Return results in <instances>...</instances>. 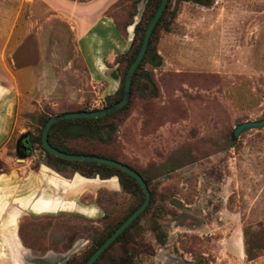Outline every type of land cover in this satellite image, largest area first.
Segmentation results:
<instances>
[{
	"label": "rangeland",
	"instance_id": "obj_1",
	"mask_svg": "<svg viewBox=\"0 0 264 264\" xmlns=\"http://www.w3.org/2000/svg\"><path fill=\"white\" fill-rule=\"evenodd\" d=\"M147 1L138 4L126 36L107 16L122 39L103 42L93 30L78 38L41 0H0V81L10 78L19 90L12 137L0 150V264L13 262L1 249L14 242L3 234L13 211L25 248L35 256L52 251L69 264L135 205L115 177L117 186L82 188L77 203L92 207L90 215L24 210L40 191L35 173L43 165L54 169L37 145L18 158L16 143L23 133L36 135L42 117L106 107L121 83L116 58L129 51ZM126 5L115 10L121 23L131 11ZM172 8V32L159 41L162 64L147 66L157 94L143 78V90L116 117V144L102 148L143 173L153 206L127 242L98 264H123L126 250L133 257L125 264H264V128L232 139L238 125L264 119V0H210L209 6L174 0ZM230 237L244 243L245 255L248 243L260 257H229L223 241Z\"/></svg>",
	"mask_w": 264,
	"mask_h": 264
},
{
	"label": "trees",
	"instance_id": "obj_2",
	"mask_svg": "<svg viewBox=\"0 0 264 264\" xmlns=\"http://www.w3.org/2000/svg\"><path fill=\"white\" fill-rule=\"evenodd\" d=\"M161 1L162 0L147 1L141 19L135 25L134 39L129 51L125 54L119 55L116 58L118 71L121 75V83L116 93L113 96L107 97L106 107H104V109L119 103L123 99L127 72L140 51L147 27L157 9L159 8ZM173 1L174 0H169L165 11L163 12L159 22L153 30L146 55L134 74L131 84V97L129 103L119 111L102 118L70 119L54 124L51 127L48 135L49 144L53 148L66 154L99 156L121 162L111 153H108L106 151L103 152L102 148L110 147L116 144V117L126 113L131 104L132 98L137 92L143 90V84L141 82L143 78L147 79L150 85L153 87V95L157 94L155 82L152 78V70L148 69L147 66L156 69L159 68L162 64V56L160 55L158 48L159 41L164 33L166 34L172 32L171 27L173 21L176 18V12L172 8ZM140 2L141 0H119L106 12V16L111 17L114 20V23L122 36H126L127 28L133 25V19L138 13V4ZM129 3H131V11L129 10L130 12L128 20L121 23L118 16H116L115 14V10L118 8L121 9L123 5L127 7L126 4L129 5ZM93 111L97 110H77L69 111L63 114ZM51 117H53V115L42 117L39 121L38 133L33 137H30L32 146L37 145L44 152V159H46L47 164L53 167V169L58 173L70 170L71 174H79L82 177L88 179L99 178L100 180H108L116 177L118 178L122 190L125 193L130 194L135 202V205L132 206L123 217L115 220L114 222L108 223L103 231L93 238V240L91 241V246H89L88 250L83 254V256L73 258L69 262V264H85L89 260V258L97 251V249L121 226V224L143 204L145 200V194L134 178L120 170L98 163L67 161L49 154L43 148L42 132L45 124ZM123 164L127 165L131 169L135 170L139 175H141L144 178L149 191L151 192L150 181L143 175V173L135 169L131 165H128L126 163ZM152 206L153 198L151 197V202L147 209L125 230V232H123L115 240L114 243L109 246L108 249H106V251L98 258V260L94 264H98L117 243L127 242V237L129 236L130 231H132L139 224L141 219L150 212ZM129 253L133 257V252L126 250L127 256ZM246 255L249 261H253L260 257L259 253H254L250 249L248 243L246 244ZM127 256H123L121 260L123 264L127 262Z\"/></svg>",
	"mask_w": 264,
	"mask_h": 264
},
{
	"label": "crops",
	"instance_id": "obj_3",
	"mask_svg": "<svg viewBox=\"0 0 264 264\" xmlns=\"http://www.w3.org/2000/svg\"><path fill=\"white\" fill-rule=\"evenodd\" d=\"M41 1L47 5L50 11L61 14L68 23L72 24L78 38L87 35L89 30H93L94 34L97 33L100 38L103 37V42H105L106 36H113L116 41H119L118 39L121 38L113 22H110L111 19L106 16V12L119 0ZM60 2L65 7V10H61L56 6ZM10 77H13V75ZM11 81L10 78L6 82L0 81V150L11 140L15 114L19 106V90ZM35 176L40 181V191L33 203L30 204L28 202L24 210L27 209L37 215H53L75 211L81 215H90L89 212L92 207L85 205L79 207L77 203V200H80V197L86 193L82 188L90 183L91 185H97L100 182H107L113 186H117L115 177L109 181L98 178L88 179L79 174H74L72 178H66L44 165L35 173ZM21 179L25 180L27 177H22ZM17 210L22 212L23 207L20 206ZM10 215H12L8 224L10 229L4 231L3 234H10L15 243L6 241L7 243L2 245L1 249L4 248V252L8 251L13 254L12 264H60V254L50 251L45 256H35L30 250L25 248L14 226V222L18 218V212L13 211ZM223 243L228 244V247L226 245V253L229 257H232L234 254L240 256L243 261L245 260V247L242 241L239 239L234 240L233 237H230L225 239ZM55 258L57 259L56 261H54Z\"/></svg>",
	"mask_w": 264,
	"mask_h": 264
},
{
	"label": "water",
	"instance_id": "obj_4",
	"mask_svg": "<svg viewBox=\"0 0 264 264\" xmlns=\"http://www.w3.org/2000/svg\"><path fill=\"white\" fill-rule=\"evenodd\" d=\"M168 2L169 0L161 1L159 8L157 9L156 13L154 14L153 18L151 19L147 27L140 51L127 72L126 79H125L123 99L119 103L109 108L102 109V110H97L93 112H74V113H67V114H62V115H55L47 121V123L45 124L43 128L42 144H43V148L49 154L57 158L67 160V161L98 163V164H103V165L115 168L117 170H120L130 175L132 178H134L137 181V183L140 185V187L142 188L145 194V200L143 204L138 209H136L134 213L127 218V220H125L121 224V226L97 249V251L89 258V260L85 264H94L98 260V258L106 251V249H108L109 246L112 243H114L115 240L123 232H125V230L147 209L151 201V193L148 189V186L144 178L141 175H139L135 170L128 167L127 165L121 162L115 161V160H110V159L99 157V156L72 155V154H66L64 152L58 151L49 144L48 135H49L51 127L60 121L70 120V119L102 118V117L111 115L119 111L120 109H122L129 103L130 97H131V84H132L134 74L146 55L153 30L155 29L163 12L165 11L168 5ZM261 128H264V119L260 121H256V122H244L236 127V129L233 132L232 139L233 141H237L238 137L243 132H246L248 130H253V129H261ZM28 137H29L28 133H23L21 134L20 138L17 140L16 152H17L18 158L20 159L28 158L29 154L33 150L32 148L33 146L32 144H30ZM24 140H26L24 149L27 150L28 152L21 153L18 151V145L20 142Z\"/></svg>",
	"mask_w": 264,
	"mask_h": 264
},
{
	"label": "flooded vegetation",
	"instance_id": "obj_5",
	"mask_svg": "<svg viewBox=\"0 0 264 264\" xmlns=\"http://www.w3.org/2000/svg\"><path fill=\"white\" fill-rule=\"evenodd\" d=\"M183 1L184 3H194L196 5H202V6H209L210 5V0H181ZM28 140L31 144V139H30V136L28 137ZM25 141H22L19 143L18 145V151L23 153V152H28L27 150L24 149V146H25ZM17 144V143H16ZM33 148V147H32Z\"/></svg>",
	"mask_w": 264,
	"mask_h": 264
}]
</instances>
